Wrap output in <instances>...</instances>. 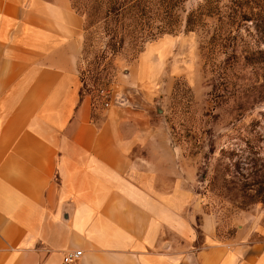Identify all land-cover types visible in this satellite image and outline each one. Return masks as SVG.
Listing matches in <instances>:
<instances>
[{
  "label": "crops",
  "instance_id": "1",
  "mask_svg": "<svg viewBox=\"0 0 264 264\" xmlns=\"http://www.w3.org/2000/svg\"><path fill=\"white\" fill-rule=\"evenodd\" d=\"M83 29L71 0H0V264H264V225L218 237L151 93L84 92Z\"/></svg>",
  "mask_w": 264,
  "mask_h": 264
},
{
  "label": "rangeland",
  "instance_id": "2",
  "mask_svg": "<svg viewBox=\"0 0 264 264\" xmlns=\"http://www.w3.org/2000/svg\"><path fill=\"white\" fill-rule=\"evenodd\" d=\"M71 1L84 19V92L151 93L160 134L195 170L218 237L263 226L264 0H138L118 18L104 15L105 0Z\"/></svg>",
  "mask_w": 264,
  "mask_h": 264
},
{
  "label": "trees",
  "instance_id": "3",
  "mask_svg": "<svg viewBox=\"0 0 264 264\" xmlns=\"http://www.w3.org/2000/svg\"><path fill=\"white\" fill-rule=\"evenodd\" d=\"M137 6L138 0H105L104 15L106 17H111L112 15L116 18L119 16L126 17Z\"/></svg>",
  "mask_w": 264,
  "mask_h": 264
},
{
  "label": "built area",
  "instance_id": "4",
  "mask_svg": "<svg viewBox=\"0 0 264 264\" xmlns=\"http://www.w3.org/2000/svg\"><path fill=\"white\" fill-rule=\"evenodd\" d=\"M110 97H111L110 88L100 89L96 95V98H98L102 102L104 108L109 107ZM80 257H81V251L67 252L63 256L62 263L72 264L76 262Z\"/></svg>",
  "mask_w": 264,
  "mask_h": 264
}]
</instances>
